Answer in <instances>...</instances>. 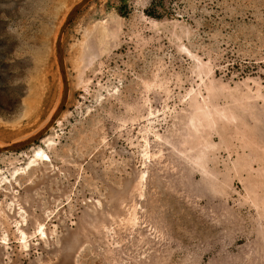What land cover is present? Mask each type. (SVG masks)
<instances>
[{"label":"rangeland","instance_id":"374dc122","mask_svg":"<svg viewBox=\"0 0 264 264\" xmlns=\"http://www.w3.org/2000/svg\"><path fill=\"white\" fill-rule=\"evenodd\" d=\"M82 1L0 0V264H264V0Z\"/></svg>","mask_w":264,"mask_h":264},{"label":"bare ground","instance_id":"6f19581e","mask_svg":"<svg viewBox=\"0 0 264 264\" xmlns=\"http://www.w3.org/2000/svg\"><path fill=\"white\" fill-rule=\"evenodd\" d=\"M82 1V0H81ZM73 8L74 7H72L71 8V10H70V12L66 15V17H65V19L63 20V22H62V24H61V27H60V29H59V31H58V33H57V36H56V47H57V50H58V48H59V45H58V43H59V37H60V35H61V30H62V28H63V26H64V24L68 21V19L70 18V16H71V12L73 11ZM60 62V61H59ZM62 85V84H61ZM65 87H64V82H63V87H62V90L64 89ZM64 93L61 95V98H60V100H59V103L57 104V106L55 107V110L53 111V113L51 114V116L48 118V120L37 130V132H39V130H42V128H46L50 123H51V121L53 120V117L57 114V111H58V109H59V107L61 106V102L63 101V97H64ZM36 132V133H37ZM37 153V152H36ZM42 153V152H41ZM35 157L37 158V160L39 159V160H41V161H43L44 159H43V155L42 154H39V153H37L36 155H35ZM34 157V158H35ZM35 158V159H36ZM45 161V160H44Z\"/></svg>","mask_w":264,"mask_h":264},{"label":"water","instance_id":"95a60500","mask_svg":"<svg viewBox=\"0 0 264 264\" xmlns=\"http://www.w3.org/2000/svg\"><path fill=\"white\" fill-rule=\"evenodd\" d=\"M87 1H89V0H83L81 2V4H79L75 9L79 8L82 4H84ZM58 53H59V50H58ZM38 136L34 137L33 139H31L28 142H25L23 144H19V145H15V146L9 147L7 150H9V151L20 150V149L24 148L25 146H28L29 144H32L35 140H37L39 138Z\"/></svg>","mask_w":264,"mask_h":264}]
</instances>
